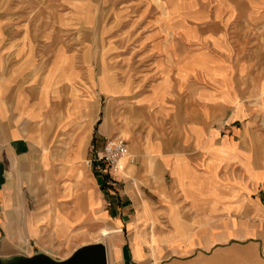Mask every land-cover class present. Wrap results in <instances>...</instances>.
I'll list each match as a JSON object with an SVG mask.
<instances>
[{
    "label": "rangeland",
    "instance_id": "1",
    "mask_svg": "<svg viewBox=\"0 0 264 264\" xmlns=\"http://www.w3.org/2000/svg\"><path fill=\"white\" fill-rule=\"evenodd\" d=\"M262 81L264 0H0V94L14 112L10 122L18 127L29 117L33 135L49 137L55 160L19 188L21 205L6 226L0 224L2 257L42 251L64 259L83 244L101 241L109 264H160V250L145 241L153 239L151 222L166 227L167 221L149 218L167 199V189L134 181L126 166L117 183L128 193L123 197H131L125 209L132 220L114 226L121 231L112 237H100L109 217L97 212L101 198L90 179L93 172H105L88 160L104 135L133 140L139 148L164 137L182 138L187 121L201 116H211L217 127L223 109L197 96L226 84L246 89L240 94L254 105L260 139L249 143L261 158ZM37 215L44 217L36 223L37 236L9 239V227L24 232L26 216ZM153 251L160 257H145Z\"/></svg>",
    "mask_w": 264,
    "mask_h": 264
},
{
    "label": "crops",
    "instance_id": "2",
    "mask_svg": "<svg viewBox=\"0 0 264 264\" xmlns=\"http://www.w3.org/2000/svg\"><path fill=\"white\" fill-rule=\"evenodd\" d=\"M193 57L201 59L199 55ZM258 88L264 95V81ZM209 90L197 99L211 108L223 109L225 116L217 127H213L211 116H201L187 121L191 125L182 138L164 137L161 141L145 142L139 148L132 147L133 140L128 144L137 162L127 164L126 171L134 181L141 178L145 186L167 189V199L160 207H153L149 218V221L159 218L167 221L166 227L159 229L158 222H151L149 236L153 239L145 243H150L152 250H160V264H264V151L260 158L249 143L260 139L254 131V105L240 94L246 89L240 90L234 84ZM5 99L4 94H0L2 226L10 213L18 210L15 205L22 203L19 188L37 172L50 170L55 162L53 152L47 149L49 137L33 135L35 129L29 117L18 127L11 123L10 115L14 112ZM257 102L258 108H264L263 99ZM121 134L127 136L126 132ZM73 156L71 153V160ZM70 170L73 172V167ZM101 171L104 175L93 172L90 179L94 195L101 198L97 212L109 217L105 221L107 227L131 222L130 212H126L127 200L131 197H123L127 191L118 189L117 180L121 177H112L104 169ZM87 203L85 209L89 210L90 203ZM57 214L58 209H55L50 219ZM38 216H26L24 232L14 225L9 227V239L18 234L19 241L23 242V235L37 236L36 223L44 218ZM139 219L141 216L137 217ZM52 227L57 234L54 224ZM154 252L145 257L154 260L158 256Z\"/></svg>",
    "mask_w": 264,
    "mask_h": 264
},
{
    "label": "water",
    "instance_id": "3",
    "mask_svg": "<svg viewBox=\"0 0 264 264\" xmlns=\"http://www.w3.org/2000/svg\"><path fill=\"white\" fill-rule=\"evenodd\" d=\"M0 264H108L106 245L101 242L83 244L64 259H56L46 252L5 259L0 254Z\"/></svg>",
    "mask_w": 264,
    "mask_h": 264
},
{
    "label": "built area",
    "instance_id": "4",
    "mask_svg": "<svg viewBox=\"0 0 264 264\" xmlns=\"http://www.w3.org/2000/svg\"><path fill=\"white\" fill-rule=\"evenodd\" d=\"M89 163L95 162L102 165L111 176L121 173L129 163H134V157L128 154V143L119 135L103 136L100 149H95Z\"/></svg>",
    "mask_w": 264,
    "mask_h": 264
},
{
    "label": "bare ground",
    "instance_id": "5",
    "mask_svg": "<svg viewBox=\"0 0 264 264\" xmlns=\"http://www.w3.org/2000/svg\"><path fill=\"white\" fill-rule=\"evenodd\" d=\"M2 62V61H1ZM81 172V171H80ZM192 172V171H191ZM90 196L91 193H90ZM92 198V197H91ZM94 198H92L93 200ZM94 201V200H93ZM94 203V202H93ZM118 231H121L120 228H117V227H106V226H103L99 229L98 231V236L100 237H112L113 235H115V233H117ZM97 233V232H96ZM107 249V247H106ZM109 264V263H108Z\"/></svg>",
    "mask_w": 264,
    "mask_h": 264
}]
</instances>
